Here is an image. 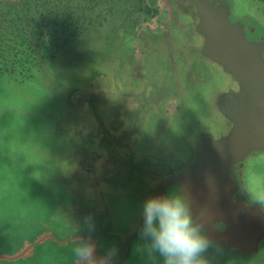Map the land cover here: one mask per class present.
<instances>
[{"label":"crops","instance_id":"0c3cea01","mask_svg":"<svg viewBox=\"0 0 264 264\" xmlns=\"http://www.w3.org/2000/svg\"><path fill=\"white\" fill-rule=\"evenodd\" d=\"M205 1L213 5L209 11L216 12L229 32L231 40L226 34L225 37L232 44L229 52L234 56L232 62L230 57L210 55L213 41L202 23L206 12L200 11L195 0H171L168 5L175 10L186 8L188 18L184 26L190 33L188 39L177 36L175 27L179 16L176 13L167 19V30L128 32L130 35L118 32L120 39L131 44L126 49L136 56V64L141 65L140 61L149 54H166L170 61L168 77L159 73L166 64L157 63L154 66L157 78L145 74L141 78L136 76L138 79L127 85L121 82L118 102L112 103L104 97L103 111L95 103L101 95L87 102L97 117H93L94 127L88 141L91 151L81 161L82 165L77 164L70 172V178L81 180L74 189L75 197H71V204L65 209L70 213V222L61 228L46 227L14 253L0 252V262L29 257L51 241L62 247L70 244L73 248L66 250V254L71 258L69 264H76L74 246L80 240H90L95 246V255L109 256L110 264H162L161 258L149 260L138 251L142 243V206L150 195L179 190L186 192L195 214L206 210L205 231L212 241L206 253L210 264H264V211L259 203L252 201L245 187L251 184L247 178L250 170L264 172V141L261 145L251 143L243 155L223 161L226 178L220 176L217 158V151L236 132L243 118L249 87L256 81L251 65L261 70L264 85V18H261L264 7L261 6L260 16L250 10L252 0ZM255 3L262 5L264 0ZM241 4L244 6L239 7ZM195 35L200 43L194 42ZM105 37L115 35L110 31ZM132 39L136 41L132 43ZM177 41L183 46L179 52L172 47ZM192 51L197 53L198 62L188 58ZM179 57L187 62H180ZM214 70V74L207 76ZM203 88L205 92L199 95L197 90ZM103 91L109 95L108 89ZM201 97L203 101L197 104L206 103L207 114L201 118L211 119L213 125L196 131L188 140L183 134L176 142L172 135L162 142L159 132L165 131L163 123L172 122L182 103L191 107L192 101ZM111 107L114 109L110 111ZM261 107H264V97L259 101V112ZM158 119L161 127L154 122ZM156 148L169 153H159ZM251 163L254 167L249 169ZM54 214L48 216L50 221L59 219ZM89 223L94 225L92 230ZM61 230L65 235H59ZM58 252L63 259L65 250L56 249L55 253Z\"/></svg>","mask_w":264,"mask_h":264},{"label":"rangeland","instance_id":"374dc122","mask_svg":"<svg viewBox=\"0 0 264 264\" xmlns=\"http://www.w3.org/2000/svg\"><path fill=\"white\" fill-rule=\"evenodd\" d=\"M258 1L250 2V10L257 15L264 7L255 3ZM170 2L0 0V252L14 253L46 227L61 228L70 222V213L65 209L81 181L70 178V172L77 164L82 165L81 161L91 151L88 141L94 127L93 117H97L87 102L101 95L95 103L103 111L104 97L118 102L121 82L127 85L138 79L136 76L141 78L145 74L157 78L154 70L157 63L166 64L159 73L168 77L170 61L166 54H149L140 61L141 65L136 64V56L126 49L131 44L120 39L118 32L167 30V19L176 13L177 36L188 39L190 33L184 26L188 18L186 8L175 10L168 6ZM110 31L115 37L106 38ZM194 42L200 43L197 35ZM175 43L172 47L179 52L183 46L181 42ZM191 53L188 58L195 60L197 53ZM179 60L187 62L182 57ZM214 73L215 70L210 71L207 76ZM104 89H108L109 95H105ZM205 90L197 92L203 95ZM200 101L202 97L192 101L191 107L182 103L172 122L163 123L165 131L159 132L162 142L171 135L176 142L183 134L188 140L196 131L213 125L211 119L201 118L207 114L206 103L197 104ZM154 122L161 127L159 119ZM163 160L160 162L164 165ZM248 166L250 169L254 163ZM250 172L249 183L259 180L262 185L264 172L254 169ZM58 204L62 205L60 209ZM53 214L59 219L50 221L48 216ZM62 231L60 236L65 235ZM60 248L65 250L64 262L59 252L55 253ZM72 248L70 244L62 247L48 241L40 252L0 264H69L71 258L66 250Z\"/></svg>","mask_w":264,"mask_h":264},{"label":"clouds","instance_id":"9594fccd","mask_svg":"<svg viewBox=\"0 0 264 264\" xmlns=\"http://www.w3.org/2000/svg\"><path fill=\"white\" fill-rule=\"evenodd\" d=\"M253 202L264 211V186L245 185ZM142 243L138 251L149 260L161 258L162 264H210L206 255L212 241L205 231L206 210L197 215L184 191L150 195L142 206ZM94 225L89 223V229ZM76 264H110L109 256L97 257L90 240H80L73 249Z\"/></svg>","mask_w":264,"mask_h":264},{"label":"water","instance_id":"95a60500","mask_svg":"<svg viewBox=\"0 0 264 264\" xmlns=\"http://www.w3.org/2000/svg\"><path fill=\"white\" fill-rule=\"evenodd\" d=\"M195 1H197L200 11L203 14L206 12L205 15L202 14L205 16L203 17L202 23H204L205 29L213 41V51L210 52V55H213L212 57L218 58L221 56V58H223V56H225L223 59H229L230 57L231 63L232 57L234 58V56L229 55V52H231L230 46H232L230 42L231 38L228 35L229 32L226 31L224 25L222 24V19H219L216 12L209 11L211 6H213L210 2L205 0ZM225 34L230 40L225 37ZM217 53H219V55H217ZM247 58L249 65H251L252 63L250 56L247 55ZM251 67L256 81L249 87V94L244 103L243 118L241 120L240 126L217 151L218 163L221 167V178H226L224 169H222L223 161L243 155L249 149L251 143L253 145H261L264 141V117L261 115L264 114V107L260 108L261 112H259L257 108L259 101H261L264 97V85L260 72L261 70L257 69L254 64L251 65Z\"/></svg>","mask_w":264,"mask_h":264}]
</instances>
